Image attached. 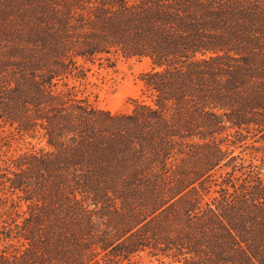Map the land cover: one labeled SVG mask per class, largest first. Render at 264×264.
Listing matches in <instances>:
<instances>
[{"label":"trees","instance_id":"trees-1","mask_svg":"<svg viewBox=\"0 0 264 264\" xmlns=\"http://www.w3.org/2000/svg\"><path fill=\"white\" fill-rule=\"evenodd\" d=\"M118 59L128 111L77 96ZM0 129L42 144L0 156V264H264V0H0Z\"/></svg>","mask_w":264,"mask_h":264},{"label":"rangeland","instance_id":"rangeland-1","mask_svg":"<svg viewBox=\"0 0 264 264\" xmlns=\"http://www.w3.org/2000/svg\"><path fill=\"white\" fill-rule=\"evenodd\" d=\"M85 77L82 80H69V84L74 86V91L78 97L85 98L94 106L101 110L116 113L128 111L130 109V99L141 98L142 85L139 81L141 73L150 69L149 61L118 59L113 64L105 62L86 64ZM0 136L8 140V145L0 148L2 159L16 156L31 148L37 150L42 144L37 141L19 139L17 135L2 132ZM239 149L234 150V154L239 153ZM248 153V152H245ZM248 160V154H242ZM135 264H159L155 259L141 254L135 258Z\"/></svg>","mask_w":264,"mask_h":264}]
</instances>
